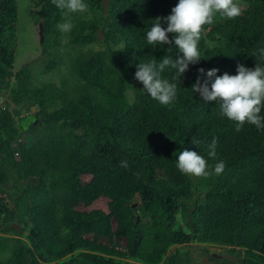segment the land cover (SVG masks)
I'll use <instances>...</instances> for the list:
<instances>
[{
    "label": "trees",
    "instance_id": "trees-1",
    "mask_svg": "<svg viewBox=\"0 0 264 264\" xmlns=\"http://www.w3.org/2000/svg\"><path fill=\"white\" fill-rule=\"evenodd\" d=\"M102 1L86 0L87 12L65 16L53 0H29L27 14L47 56L42 74L60 71L59 23L73 25L69 44L101 45L67 52L59 85L34 86L31 68L13 69L16 0H0V93L7 98L0 107V224H22L14 239L0 228V242L15 241L0 264H202L189 248L212 244L229 246L235 264H264V130L245 123L235 131L218 104H204L190 89L205 78L199 69L216 68L219 76L235 75L237 64L255 67L252 55L264 47V0H237L245 5L240 16L202 26V58L179 78L169 106L146 95L134 73L153 56L175 55L167 45L147 46L143 34L177 0ZM36 126L35 142L17 143ZM213 140L217 156L209 158ZM185 149L210 168L223 160L224 170L182 174L175 158ZM183 199L192 201L179 204Z\"/></svg>",
    "mask_w": 264,
    "mask_h": 264
},
{
    "label": "clouds",
    "instance_id": "clouds-1",
    "mask_svg": "<svg viewBox=\"0 0 264 264\" xmlns=\"http://www.w3.org/2000/svg\"><path fill=\"white\" fill-rule=\"evenodd\" d=\"M56 8L65 16L73 13H85L89 9L86 0H53ZM241 15L237 0H177L170 14L152 20L148 30L144 32L147 46L156 49L167 45V51L175 49V55L153 58L137 65L134 79L142 84L143 92L159 105L169 106L177 98L180 87L179 78L190 64L202 58L200 41L202 26L213 23L219 16L234 19ZM166 25V26H162ZM73 25L66 20L57 25L61 32H70ZM169 33L173 34L171 39ZM254 68L237 64L236 74L224 73L217 75L218 69L212 68L205 72L203 82L198 77L191 85V95L198 94V100L204 104L214 101L219 105L222 117L235 123V131L239 132L245 123L254 125L257 130H264V47L256 49ZM171 73V79L163 78L165 72ZM207 156L215 158L216 141L208 146ZM175 167L185 175L207 177L221 174L225 164L218 160L211 168L204 156L196 151L183 150L175 158Z\"/></svg>",
    "mask_w": 264,
    "mask_h": 264
},
{
    "label": "rangeland",
    "instance_id": "rangeland-1",
    "mask_svg": "<svg viewBox=\"0 0 264 264\" xmlns=\"http://www.w3.org/2000/svg\"><path fill=\"white\" fill-rule=\"evenodd\" d=\"M108 1L109 0H103V5L106 6ZM16 4L20 19L17 23V45L15 47L16 50L13 69L16 70L23 65H27L29 68H31V82L34 86L41 85V83H45L46 81L59 85L62 81H64V79H66V59L68 57V55L66 54L67 52H70V55L73 56L72 53L78 54L81 52H86L88 49L94 50L101 47L98 42L85 47L73 46L68 42V32H61L63 46H61L59 53L62 55L63 61H61L62 63L59 65L60 71L56 73L42 74L41 71L43 70L47 56L42 52V46L37 36L38 30L35 28L31 18L27 14L29 0H16ZM238 4L241 10L245 7V5L239 2ZM98 35L100 36V33H98ZM63 54L65 56H63ZM68 83H70V81ZM5 95V93H0V107L3 106L7 100ZM131 95L132 94L130 92V96ZM35 111L36 107L28 108L27 111H25L22 115H25L26 113L32 114ZM15 122L18 123L19 119L17 120L16 118ZM40 135L41 130L38 128V126H36L32 130H27L25 131V133H22L17 143L25 142L30 145L35 142L36 138H38ZM6 188L7 190H11L10 184H8ZM191 201L183 199L179 200V204L189 205ZM177 217L180 228L183 229L184 224L181 221L180 215H178ZM5 227H8L10 230L8 231V233H1V235L14 239L18 237V235L15 234V231L20 232L22 224L21 221L17 220L2 225L0 224L1 229ZM89 236L91 237V235ZM11 238L7 245L0 242V261L4 262L10 257V245L15 244V241L11 240ZM99 241L111 247L120 248V244L117 242V240L109 241L106 237H99ZM175 247L176 246L170 247L169 252H174L176 249ZM229 248V246H219L216 244L206 245V247L203 248L193 245L189 248V251H191V256L193 257V259L200 261L202 264H224V261H227L226 264H235L237 256L236 254L231 253L229 251Z\"/></svg>",
    "mask_w": 264,
    "mask_h": 264
}]
</instances>
